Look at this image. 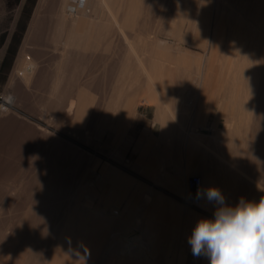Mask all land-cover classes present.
Instances as JSON below:
<instances>
[{
    "label": "bare ground",
    "instance_id": "6f19581e",
    "mask_svg": "<svg viewBox=\"0 0 264 264\" xmlns=\"http://www.w3.org/2000/svg\"><path fill=\"white\" fill-rule=\"evenodd\" d=\"M150 1L152 0H96V7L92 12L94 18H91V14L75 13L71 0L38 1L5 90L0 92V101H3V104H0V264H89L90 254H87L89 244L87 245L86 238L88 235L85 236L86 218L82 209L72 210L71 216L63 223V229L59 236L56 235L58 233L55 234L52 231L56 230V225L58 226L56 217L60 210L59 189L73 183L71 175L74 176V174L72 173L80 167L86 166L79 162V157L83 153L76 152L74 154V152L73 158H71L74 163L70 164L68 156L63 155L62 157L58 153L59 144L57 143L59 142H57L55 134L49 130L50 124L46 126H43L44 124L29 125L27 123L30 120L26 122L24 119L22 120L24 116L16 107L25 100L20 91V87H22L21 73L24 68L32 65L33 57L37 56L36 52H31V48H40V46L34 45L38 44L35 39L43 34L46 35L45 30L48 29V24L45 15L48 12L56 17L55 21H52L53 25L49 24V26L52 25L49 29L52 28L53 32L52 30L49 32H52L50 40L57 44L50 50L56 53L53 59L58 67V80H55L56 85L54 82L49 89L51 90L50 94L48 93L49 99L48 97L43 99L45 109L41 110V113L35 114L36 108L32 106L33 111L35 110L34 116L39 114L38 117L48 123L56 119H62V121L67 119L68 121L69 118L77 123L89 120L90 123L96 124L99 120L101 121L100 115H96L95 110L91 111L88 107V85L84 78L81 77L83 79L81 80L79 77L85 71V64L89 62L87 53L98 47L102 40L111 41L118 31V34L121 33L125 41L128 42L130 52L135 57V61L132 60L134 68L131 71L128 70L132 61L126 57L122 71H133L137 75H130L136 79L134 85L136 89H139L141 84L139 78L143 76L148 94L158 106L161 134H167L170 137L177 136L182 139L180 140L184 144L187 167L193 170L198 169L201 172L203 189L218 188L225 197V203L235 206L236 194L243 187V180L249 181L263 172L261 162L264 158V147L261 145H264V12L261 14L257 10L258 15L261 14V16L255 13L259 17L263 30V35L258 36L249 25H240L239 20H243L240 19L241 17L231 15L229 11L222 12L219 16V23L215 22L216 25L213 27V37L210 38L207 53L197 55L193 53L203 58L196 66L197 79L195 81L197 80V83H195L197 87L199 86L198 88L205 92L209 90L211 96L220 94L223 89L229 102L228 112L218 134L213 138H200L196 134L193 136L191 133L188 134L186 129L181 132L176 130L179 126L174 125V117L170 114L172 100L166 98L173 90H176L169 81L173 80L175 75L190 73L191 59L179 54L180 50L174 52L175 49L170 52L172 49H170L168 41H160L157 36H153L149 42L138 44V40L141 41L138 33L143 30L146 24V18H143L144 21L141 16L148 8L150 9ZM179 1L180 23L182 24L184 20L182 15L193 21L199 9L196 6V12L193 13L196 0ZM198 1V3L201 2V0ZM260 1L258 0L257 3ZM221 4L224 6V3ZM254 4L252 5L254 6ZM263 4H260V8L264 6ZM217 5L220 4L217 3ZM242 6L245 5L242 4ZM104 10L108 13V17L105 19L102 18ZM251 15L250 13L249 16ZM253 17L255 18V16ZM224 21L235 22L234 38L237 41H246V43L216 44L223 34ZM170 24L171 27H175L178 21L175 19ZM193 31L194 26L191 22L188 28L189 35L193 36ZM112 34H114L113 38ZM116 38L115 41H117ZM254 41L255 44H252ZM156 44H159V47ZM129 55L131 56L130 53L127 56ZM184 86L186 84L182 85V89ZM160 91H164V98L160 99ZM126 104L128 105V103ZM24 105H27V102ZM35 106L38 107V105ZM32 108L29 109L32 110ZM37 110L39 111V108ZM114 111L117 113L119 109ZM130 112L129 106L119 112L124 114V123L128 122ZM119 116L116 115V119ZM100 121L97 125L100 124ZM22 134L30 136V141L28 139L26 142L21 138ZM196 140H202L208 148L201 146ZM61 144L60 147L65 145ZM166 152H171V149H167ZM189 181L188 172H186L181 175L179 183L186 187ZM200 200L204 206L210 209L216 210L219 207L206 199ZM194 201L195 199L190 196V193L186 195L187 206L193 204ZM101 224V221H95L94 226L90 229V233L93 235L92 239L100 244L106 239L108 231L106 225L103 228ZM128 224L129 222L126 221L122 229L131 228ZM142 229L145 237L139 241V244L145 251L142 248L133 251L127 244L121 247L123 249L120 253L128 260L146 263L149 259L146 253L154 247L158 228L145 225ZM190 230L192 231L193 228ZM188 233L189 229L187 230L189 237ZM54 235L58 236L56 240ZM126 247L128 251L125 249ZM182 260L183 258H179L176 264H182ZM204 264H210L206 256Z\"/></svg>",
    "mask_w": 264,
    "mask_h": 264
},
{
    "label": "rangeland",
    "instance_id": "374dc122",
    "mask_svg": "<svg viewBox=\"0 0 264 264\" xmlns=\"http://www.w3.org/2000/svg\"><path fill=\"white\" fill-rule=\"evenodd\" d=\"M38 1L39 0H0V92H4L5 90L4 88L20 47L24 42L25 34ZM216 1L222 7L217 5ZM198 2L199 1L196 0L193 6V13L196 12L198 7L200 10L198 27L209 25L212 20L216 18V15L219 17L226 8L231 15H242L244 20L250 23V25H248L255 31L257 36L263 35L261 24H257L255 18L248 15L250 12H254V10L249 9L254 0H203L204 3L201 4ZM209 2L210 7L208 6ZM77 3V12L81 13L85 9H90L91 18L94 16L92 12L96 7L95 0H79V2L77 0ZM179 3V0L150 1V9L148 8L147 11H145L146 13L144 12V14H142L143 17L141 16L142 20H144V17L146 18V24L143 30L138 33L139 38L141 39V41L138 40V44L149 42L153 36H157L160 38V41H168V45H170V49H172L170 52L175 49L174 52L180 50L182 53L178 52L179 54L188 56L191 59L190 73L185 75H175L173 80L169 81V83L171 82L173 85L172 87L176 89L171 92L169 97H166L172 100L170 103V114L174 117V125L179 126L176 130H180L181 132L186 129L187 133H191L192 136L193 134H196L200 136V138H213L223 126L222 121L225 119L229 109L228 98L224 95L223 89L220 91V94L211 96L209 90L205 92L204 90H200V88H198L199 86L197 87V80L195 81V79H197L196 66L203 60V58L196 55L207 53L210 43H207V46L203 47L204 42H198V29L196 30L194 37L189 35V24L191 25V22L194 24L195 16L193 21H190L188 17L182 15L184 20L181 24V21L179 20L181 19V16L178 17ZM221 3H224V6ZM240 4H244L246 9L243 11L237 9ZM196 6L197 8H195ZM88 12L89 10L87 13ZM107 17L108 13L104 10L102 12V18L105 19ZM54 18L56 19V17L49 12L45 15L48 29L44 32L47 36H44L43 34L36 38L37 40L35 39L38 44L34 45L40 46V48H31V52H36L37 56L33 57L32 65L30 66L31 68H24L21 73V85L24 88L20 87V91L23 93V99L25 100L16 106L24 116L22 120L24 119L25 122L30 120L27 124H44L43 126L50 124L49 130L57 137V142H59L57 143L59 144L58 149L60 150L61 148L60 151L58 150V153H60L62 157L63 155H65V157L68 156L67 158H70V164L74 163L71 159L73 158L74 152V154H76V152L83 153L79 157V162L84 163L86 166L80 167V170L78 169L72 173L74 174V176L71 175V178L73 177L71 179L73 180V183L59 189L58 203L60 210L56 217L58 226H55V228L57 227L55 231L51 230L55 234L58 233L56 235L59 236L63 229V223L71 216V212H73L72 210L82 209L86 218L85 236L88 235L86 237L87 245H90H88L87 250V254H90L88 258L89 264H176V261L179 258H183L182 264H204V255L195 257L192 254L191 245L188 243V239L192 234L190 229L195 227L196 223L202 218L214 219L215 210L204 206L201 200L196 199V195L193 196L191 193L189 184L184 187L187 189V194L190 193V196L195 199L194 203L187 206L186 203L182 201L179 209L176 208L172 209L173 211L171 210L173 215H177L178 212L181 211L179 218L175 219L179 222L171 223L174 219L171 218L169 214H166L163 221H166L167 223L164 224L151 223L154 218L149 217L156 214V211L160 213V210L155 206V198H152L149 194L144 195L143 198V204L147 205V211L145 209L142 211L143 213L146 211V213L143 214V219L146 218V220H144V223H139V220L137 219V223L132 224L131 214H128L131 210L124 209L123 211H120L119 206H111L108 202L109 197L107 188L101 187L99 184V173L101 169L108 168L109 170H118L120 173L125 172L130 174L132 155L136 151V147L144 134L151 131L153 135H156L161 131L159 127L160 120L158 119L159 111L157 110L156 104L147 103L144 100L145 95L148 94V90L144 85L145 80L143 76L139 78L142 86L140 84L139 89H135L134 85L136 79L133 76L137 75H135L133 71L129 72L134 68L133 64L135 57L133 53L130 52V46L121 33L118 34V31H116L115 35H111L112 38L113 35L115 38L118 35L120 38L117 37V41H115V38H113L114 41H112L113 39L111 41L102 40L98 47H96L97 50L95 48L87 53L89 62L85 64V71L79 77L81 80L84 78L85 83L88 85V107L91 111L95 110L96 115H100L101 121L99 120V125H97L99 121L96 124L90 123L89 120L77 123L71 118H69L68 121L65 119L67 122L64 119V122L62 119H56L55 121H49L48 123L46 120H41L40 117H38L40 116L39 114L34 116L45 109V106L43 107V99L45 97H48L49 99L48 93L50 94L51 92L49 89H51L55 80H58V67L53 59L56 53L50 50V48L57 45L54 44V41L52 42L50 40V34L53 30L52 28L49 29V27L53 25L52 21H55ZM175 19L178 21V24H176L175 27H171L170 23ZM50 23H52L51 26H49ZM50 30H52V32H49ZM223 30V34H221L222 36L216 44L246 43V41H237L234 38V26H224ZM122 32H124V30H122ZM107 37H109L108 34ZM209 37H213V28L211 27ZM252 44H255V41L252 42ZM156 46L159 47V44H156ZM71 51L73 52L74 50L72 49ZM75 52L77 53L76 50ZM128 52L132 57L130 55L127 56L129 54ZM92 55L97 59L92 58ZM126 57L129 60L134 61L128 66L130 67L128 70H130L123 72V63ZM131 74L134 75L130 76ZM29 77L30 79H28ZM56 83L57 82H55L54 85H56ZM183 84H186V86L182 89ZM196 91L198 93L200 92V94ZM164 97L165 96L162 98ZM116 101L118 102L117 106L115 105ZM26 102L27 105H24ZM126 103H128L131 112L129 114L130 118L128 119V122L124 123V114L119 112L125 108L124 104ZM0 104L2 105L3 101H0ZM35 105H38V107ZM32 106L36 108V112L35 110L33 111L34 108H32ZM28 107L30 109L32 108V110ZM38 108L39 111L37 110ZM116 109H119V112L115 113L114 110ZM28 110H30L29 113ZM156 111V120L159 122L155 121L154 118ZM116 115H120L119 118L116 119ZM33 122L35 123L33 124ZM124 124H126V126H123ZM182 124L186 126H183ZM96 126L100 129H97ZM20 137L25 139L26 142L31 139L30 136L25 134L20 135ZM161 138L163 139L164 144L169 146L175 145L180 156L184 155V144L183 141H181V138L177 136L170 137L167 136V134H164ZM59 140L66 146L63 145V147H60L62 144ZM196 142L201 146H206L208 148L202 140H196ZM261 147H264V145H261ZM261 165L263 166V172L261 174L256 177L252 176L253 178L249 179V181L242 177V179H245L243 180L244 185L236 194L235 205L239 203L241 197L246 201L258 202L260 198L264 196V158ZM249 174L252 175L251 172H249ZM194 176L201 179L202 175L200 171H197L196 173L193 171L189 173L188 178L192 179ZM179 180H181V178H179ZM201 182L203 187L202 179ZM127 183L130 185L129 181ZM137 205L138 203L135 202L134 212L138 209L136 208ZM95 221H101L102 227L105 228L104 225H106V229L108 228L106 239H104L101 244L94 241L92 239L93 235L90 233V229L94 226ZM126 221L129 222L128 225L131 226V228H129L130 231L129 229H122L125 226ZM145 225L159 228V234L155 240L156 247L151 249V251H147L146 254L149 259L146 263L128 260L126 256L120 253L123 249L121 247L128 244L133 251L142 248L139 241L143 240V237H145L143 236L145 234L142 229ZM186 229H189V237L187 236ZM56 235H54L55 240L58 237H56ZM132 245L136 246L133 248ZM125 249L128 251L127 247Z\"/></svg>",
    "mask_w": 264,
    "mask_h": 264
},
{
    "label": "crops",
    "instance_id": "0c3cea01",
    "mask_svg": "<svg viewBox=\"0 0 264 264\" xmlns=\"http://www.w3.org/2000/svg\"><path fill=\"white\" fill-rule=\"evenodd\" d=\"M257 1L258 0H256L254 2L256 4L253 3L254 6L252 5V7H250L249 9L250 10L255 9L254 12H250V13L252 14L251 16H255L256 23L260 24L258 16L259 15L261 16L262 12H264V6L260 8L261 6L260 4L264 3V1L261 0L262 3H260L261 2L260 1L259 2L260 4L257 3ZM71 3H72L73 11L75 13L85 14V15H89L91 13L90 9H85L81 13L77 12V7H78L77 0H71ZM201 3H204L203 0H201L200 4ZM208 4L207 5L210 7V2ZM237 9L243 11L246 8L245 6H242V4H240L237 7ZM88 10L89 12L87 13ZM257 10L261 14L258 15ZM199 11L200 10L198 9L193 24L194 31L192 37H194V34L198 29L199 30V33L197 34L198 42L200 43L204 42L203 47H205L207 46V43H210V38H211L209 37L210 27L211 28L215 27L216 25L215 22L219 23V17L216 15L217 19L214 18L209 25L198 27ZM225 12H228L226 8H225ZM255 13H257L258 16ZM236 15L238 16V18L241 17L240 19H243V20H239L241 26H246L248 24L250 25L249 22H246L244 20L242 15L239 14ZM242 22L244 23V25H242L243 24ZM227 25L228 26L232 25L235 27L236 23L235 22L227 23L226 21H224L223 27ZM159 93H160L159 97L164 96V91H160ZM168 96H170V94ZM144 100L147 103L156 104V102L151 100L149 94L145 95ZM117 101L115 104L116 106L118 103ZM127 106L129 105L124 104L125 108H127ZM156 107L158 108V106ZM156 116H157V111L154 118L155 121H158L156 120ZM159 127L161 130L160 122H159ZM162 136H163L162 134L160 136V132L156 135L155 134L153 135L151 131L144 134V136L142 137V139L140 140V142L136 147V151L132 155L130 174L125 172L120 173L118 170H109L108 168L101 169L99 173V184L101 187L107 188V193L109 197L108 202L110 203L111 206L112 205L119 206L120 211H123L124 209L125 210L130 209L131 212L128 214H131L132 224L137 223V219L139 220V223H144V220H146V218L143 219L144 218L143 214L146 213L147 211L146 210L147 205L143 204V198L144 195L146 194H149L152 198H155L156 200L155 206L160 210V213L156 211V214H154L152 217H149V218H154V220L151 221L152 224L167 223L166 221H163V218L166 214L167 215L169 214L170 217L174 219V221H171V223H178L179 221L175 219L179 218L181 211L178 212L177 215H173L171 213V210L176 208L179 209L180 203L182 201L185 202L186 194H187V189L181 186V184L179 183V178H181V175L186 174V172H188L189 175L190 172L193 171L197 172L198 170V169L193 170L187 167L186 164L187 158L185 157V155L180 156V154L177 152L178 150L175 147V145L169 146L164 144L163 139L161 138ZM169 148L171 149V152H166V150ZM128 181L130 185L127 183ZM135 202L138 203L136 207L138 209L134 212ZM143 209L146 210L144 213L142 212ZM155 228L157 229L158 227ZM158 230L157 233L159 234ZM155 247L156 244L154 243V247L152 249H154Z\"/></svg>",
    "mask_w": 264,
    "mask_h": 264
},
{
    "label": "clouds",
    "instance_id": "9594fccd",
    "mask_svg": "<svg viewBox=\"0 0 264 264\" xmlns=\"http://www.w3.org/2000/svg\"><path fill=\"white\" fill-rule=\"evenodd\" d=\"M196 199L219 205L214 219H200L188 239L195 257L210 264H264V196L258 202L241 197L235 206L225 203L216 187L197 189Z\"/></svg>",
    "mask_w": 264,
    "mask_h": 264
},
{
    "label": "built area",
    "instance_id": "2783aa9c",
    "mask_svg": "<svg viewBox=\"0 0 264 264\" xmlns=\"http://www.w3.org/2000/svg\"><path fill=\"white\" fill-rule=\"evenodd\" d=\"M189 187L191 189L192 195H196L197 189L200 188L202 189V182L201 179L197 176H194L192 179L189 181Z\"/></svg>",
    "mask_w": 264,
    "mask_h": 264
}]
</instances>
